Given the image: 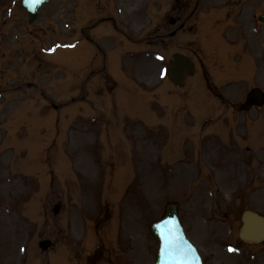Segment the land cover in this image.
Instances as JSON below:
<instances>
[{
    "label": "rangeland",
    "instance_id": "374dc122",
    "mask_svg": "<svg viewBox=\"0 0 264 264\" xmlns=\"http://www.w3.org/2000/svg\"><path fill=\"white\" fill-rule=\"evenodd\" d=\"M200 1L198 18L207 19L216 11L235 15L241 7L236 3L244 4L241 57L253 61L256 70H247L248 78L230 80L224 86L232 102H243L253 86L264 90V26L257 19L264 13V0ZM117 2L51 0L30 26L19 0H0V25L7 24L0 26V264H154L158 244L150 225L170 202L178 204L187 234L206 264H264V245L245 247L238 240L246 210L264 215V131L252 123L258 119L262 128L264 108L258 117L252 112L249 116L229 113L223 118L233 143L232 154H224L222 146L213 142L221 140L208 135L212 126L200 132L203 119L216 118L220 108L200 94L202 89L209 96L203 72L202 79L198 73L190 80L194 84L188 87L190 92L186 89L189 101L178 90L167 95L169 84L159 89L174 46L161 58L153 44L161 43L162 35L175 24L166 22V29L161 30L162 15L154 16L166 13L167 19L185 21L196 0H153L150 21L142 25L135 20L134 40L143 45L153 41L147 48L155 50L148 57L136 50L133 73L127 80L133 84L134 78L139 89L127 85L120 72L121 58L124 64L128 58L126 54L119 57L120 53L136 46H119L113 51L119 60L114 72L131 91L119 90L117 97L98 96L95 71L101 64L93 65L97 50L92 44L80 46V17L87 11L109 12ZM145 24L150 27L139 34L137 30ZM204 24L200 29L212 35L207 42L214 49L225 24L214 28L215 34L206 29L210 23ZM24 32L33 34L24 36ZM208 58L204 62L212 63ZM91 62L93 66L85 68ZM223 67L230 70L233 65ZM232 76V70L218 73L219 84L223 86ZM158 89L163 94L162 107L153 98L152 92ZM83 97V102L93 103L92 108L108 109L107 116L114 113L107 133L101 125L98 128L101 117L90 110L89 103L76 100ZM127 97L135 98V105L122 108ZM149 105L160 109L156 116L140 114L142 106ZM127 108L135 113L130 111L128 116ZM256 129L260 137L259 132L253 135ZM249 146L255 152L251 164L246 160L252 150ZM117 173H124L130 184H118ZM20 174L27 176L22 179ZM57 205H61L59 210ZM46 239L54 248L43 251L39 245Z\"/></svg>",
    "mask_w": 264,
    "mask_h": 264
},
{
    "label": "water",
    "instance_id": "95a60500",
    "mask_svg": "<svg viewBox=\"0 0 264 264\" xmlns=\"http://www.w3.org/2000/svg\"><path fill=\"white\" fill-rule=\"evenodd\" d=\"M49 0H21L22 6L28 11L30 15L31 22L34 21L39 15V10L41 6ZM264 23V16L260 18ZM183 58L181 56L176 57V61L172 62L171 75L174 78L175 75H180V67ZM263 97L257 92L251 95V104H260ZM247 225L242 232V237L246 240L260 242L264 240V219H261L250 213L246 214ZM164 229H171L170 235L175 241L173 248L168 250L165 249L164 242L161 238V227ZM151 232L153 236L158 241L159 247L156 257V264H177L178 260H182L183 264H202L197 251L192 246L190 241L187 239L184 233V229L180 222L176 207L174 205H169L166 209V215L160 220L154 222L151 225Z\"/></svg>",
    "mask_w": 264,
    "mask_h": 264
},
{
    "label": "flooded vegetation",
    "instance_id": "af4514ba",
    "mask_svg": "<svg viewBox=\"0 0 264 264\" xmlns=\"http://www.w3.org/2000/svg\"><path fill=\"white\" fill-rule=\"evenodd\" d=\"M176 1L180 2L182 0H176ZM188 1H190V0H188ZM198 2H199V0H197V3ZM187 4H190V3L187 2ZM98 8L101 9L100 6ZM134 10H135V5L133 3V0H118L116 7L113 8V10H112V8H110L109 12H106V13L99 10L100 11L99 13L94 14L93 19L97 22V24L93 25L91 28L92 29L95 28V30H97L101 33L100 42L95 43V47L98 49L99 52L103 53L104 61L107 60V56H106V53H104V52H106V50L103 52V47L105 45V48L107 49L109 44L103 43V40H104L103 37L105 36L106 39L109 40L110 48L108 51H111L113 49V47L115 46V45H113L114 38L119 37V36H123L127 40L130 41L132 35L135 32L134 21L142 19L141 17L147 14V13L142 14L141 12H134ZM196 10L194 12H192L191 14H189L185 21H182L180 17H178L177 20H175L174 18L167 19L168 15H166V13L160 14V16L156 15V16H158L156 18H159L162 15V17L160 18V23L163 26V27L161 26V30L166 29V22H168V23L171 22V23L175 24L174 29H172L168 33L170 35L173 32H175V34L172 35V36H174L173 38H175L181 34H187L189 31L191 34L196 35V32L198 31L197 24H198V20H199V19H196V15H198ZM194 17H195V19H193ZM135 18H139V19H135ZM119 19L124 21V22H119ZM188 21H192V24H190V25L186 24ZM193 25L195 28L191 27ZM180 26H183V28L178 30L180 28ZM84 30H82L83 31L82 33L85 35V38L87 40H89V37L86 35V32ZM168 34L166 32L164 35H162L165 37L162 39V41L160 43V48L163 52H167L168 48L172 45V42H173V41H169L172 39L168 38ZM178 43H179L178 41H176L174 43L175 47L177 49H181L180 44H178ZM195 43H196V40H191V41L185 42L184 44H185L186 48H190V50H191L193 48V46L195 45ZM189 44H191L190 47H188ZM193 52L195 53V51H193ZM201 63H202V61H201Z\"/></svg>",
    "mask_w": 264,
    "mask_h": 264
},
{
    "label": "snow or ice",
    "instance_id": "6c2138e0",
    "mask_svg": "<svg viewBox=\"0 0 264 264\" xmlns=\"http://www.w3.org/2000/svg\"><path fill=\"white\" fill-rule=\"evenodd\" d=\"M160 227L162 229L160 235H161V238H162V240L164 242L165 249L168 250L170 248H173L174 245H175V241H174V239L171 238L170 235L166 234V232L167 233H171V229L170 228L169 229H164L163 226H160ZM229 250L231 251L232 249H229ZM177 264H183L182 260H178Z\"/></svg>",
    "mask_w": 264,
    "mask_h": 264
}]
</instances>
